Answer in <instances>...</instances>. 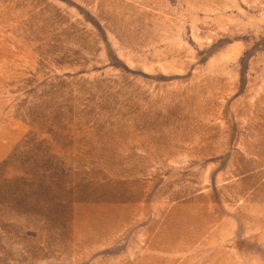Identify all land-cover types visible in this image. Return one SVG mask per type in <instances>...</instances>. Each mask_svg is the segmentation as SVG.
Segmentation results:
<instances>
[{
    "label": "rangeland",
    "instance_id": "374dc122",
    "mask_svg": "<svg viewBox=\"0 0 264 264\" xmlns=\"http://www.w3.org/2000/svg\"><path fill=\"white\" fill-rule=\"evenodd\" d=\"M0 264H264V0H0Z\"/></svg>",
    "mask_w": 264,
    "mask_h": 264
}]
</instances>
